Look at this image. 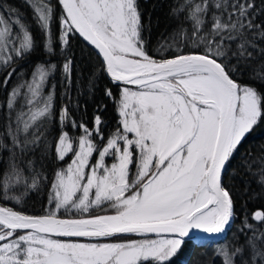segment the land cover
Here are the masks:
<instances>
[{
    "label": "snow or ice",
    "instance_id": "1",
    "mask_svg": "<svg viewBox=\"0 0 264 264\" xmlns=\"http://www.w3.org/2000/svg\"><path fill=\"white\" fill-rule=\"evenodd\" d=\"M25 2L49 59L37 62L31 78L7 91L0 105V264H170L191 230L228 231L237 212L224 171L264 123V0H182L172 12L183 19L171 42L161 44L176 51L160 59L146 47L139 0ZM73 34L124 85L118 100L105 90L119 117L107 135L100 115L89 127L67 105L56 112L54 93L45 94L56 71L71 88ZM36 48L30 26L0 0L5 89ZM58 53L60 64L51 60ZM22 89L27 110L17 111ZM37 150L51 152L58 166L45 214L30 215L16 205L48 179L32 158ZM256 162V182L264 188V147L245 162L248 174L255 176ZM251 218L264 224V210ZM215 254L221 264H264V230L245 215L235 239Z\"/></svg>",
    "mask_w": 264,
    "mask_h": 264
},
{
    "label": "trees",
    "instance_id": "2",
    "mask_svg": "<svg viewBox=\"0 0 264 264\" xmlns=\"http://www.w3.org/2000/svg\"><path fill=\"white\" fill-rule=\"evenodd\" d=\"M256 2L258 5L260 4V0H256ZM17 3L18 0H12L13 5ZM180 3H182V0H139L140 10L143 14L145 44L149 53L157 59L170 57L176 51L175 48L171 50L166 47L162 48L161 44L165 40H168L169 43L171 42L169 39L171 34L183 19L182 16L174 15L172 12V9L179 6ZM260 19L264 20V16L260 17ZM68 54L74 58L73 82L70 89L66 88L61 73L59 74L56 71L55 78L52 80L57 77L61 79L55 81V83L57 82V92L53 91L55 111L56 107L60 109L67 105L75 118L78 121L83 120L89 127L92 126L94 115L98 114L104 121V132L107 135L108 132L115 129L119 117L116 102L105 94V90L111 89L113 96L118 100L120 95L119 85H114L109 81L103 71V65L98 55L75 34L72 36L71 48ZM61 58H64L63 54ZM28 59L32 60V56ZM28 59L20 61L17 65L19 71L12 78L10 82L12 86L10 87L19 84L21 70L27 67ZM60 63L61 61L59 60L58 64ZM242 79L247 83H255L250 81L247 76ZM89 81H91V84ZM7 90L4 88V96ZM53 126L55 128L54 123L47 125L48 130L51 128L52 136L55 135ZM52 136L49 137V142H51ZM261 147H264V123H260L252 130L239 147V150L234 154L231 162L226 166L224 183L230 187L235 197L237 217L229 230L225 232L224 237L211 245H194L189 241H184L176 255L171 258L170 264H193L194 261H199V264H221V260L216 256L215 250L220 246L231 243L235 239L245 215L248 216L249 223H252L260 230H264V224L251 218V213L256 210H264V188H261L256 182L259 179L260 164L259 162L252 164L251 172L255 173V176L248 174L247 165L241 166L242 164H247L245 161L252 163V159L259 156ZM45 157L47 158L45 159ZM32 158L39 160L40 164L43 165L42 175L47 176L48 179L43 181L44 189L42 191H47L48 181L55 166L52 153L37 150ZM24 191L23 187H21V192L14 194L20 195ZM37 194L36 192L26 193L23 203L16 205V209L27 214H45L42 197L43 194L46 196V193L41 196L40 194L37 196Z\"/></svg>",
    "mask_w": 264,
    "mask_h": 264
},
{
    "label": "rangeland",
    "instance_id": "3",
    "mask_svg": "<svg viewBox=\"0 0 264 264\" xmlns=\"http://www.w3.org/2000/svg\"><path fill=\"white\" fill-rule=\"evenodd\" d=\"M7 3H9L10 5H12L13 7H15L17 10H18V13L21 17L24 18L25 22L30 26L31 28V34L34 36L35 38V43L37 44V48L36 50L33 52V54L31 55L32 56V60L31 59H28L29 61L27 62L26 64V68H22V70H24V72H22L21 70V78H20V82L19 84L23 83L24 81L26 80H29L31 78V71L33 70V67L34 65L37 63V62H44L46 60L49 59V57L43 52L42 48L39 46L43 40V35L41 33V31L37 28V26L35 25V23L33 22V10L32 8L25 2V0H18V3L17 4H12V0H6ZM5 15H7V13H5ZM58 30V24L54 25V31ZM77 36V35H76ZM79 38V37H78ZM84 43V42H83ZM85 44V43H84ZM86 45V44H85ZM88 46V45H87ZM89 47V46H88ZM93 50V49H92ZM94 51V50H93ZM95 52V51H94ZM96 53V52H95ZM97 54V53H96ZM62 57V53H58L57 56L55 57H52L51 60L53 62H56L58 64L59 60L61 61V63L63 62V59L61 58ZM99 57V56H98ZM19 71V70H18ZM59 74H60V71H58ZM56 72H54L52 74V76L50 77V81L48 84L45 85V94H47V92L51 91L53 92L55 90V93L57 92V89H56V85H57V82L55 83V81L58 79V77L55 79V80H52L55 75ZM105 73V72H104ZM62 76V74H61ZM61 78H59L58 80H60ZM114 84V83H112ZM114 85H118V84H114ZM12 83L8 85V91L11 90L12 87ZM17 86V85H16ZM122 87H124L123 85H119V89H120V94H121V89ZM129 87L131 90L135 91L137 90L136 89V86H127ZM22 91V95L20 97H18V105H17V111H21V110H24L26 111V104H25V98H24V95H23V92H24V89L21 90ZM4 87L2 84H0V105L3 104V100H4ZM120 97V95H119ZM119 99V98H118ZM54 102H55V99H54ZM54 110H55V107H54ZM58 108L56 107V112H58ZM49 125V124H48ZM48 128V127H47ZM54 128V126H53ZM55 129V128H54ZM51 130V128L49 129V131ZM55 133V131H54ZM78 135V133H76ZM108 134V133H107ZM55 163V166H54V170L56 169V167L58 166L57 165V162L53 161ZM112 161L111 159L109 158L108 160V163L110 164ZM246 162V161H245ZM245 166L247 164H244ZM247 167V166H246ZM248 168V167H247ZM254 168V167H253ZM52 170V173H51V178H52V174H53V171ZM134 170V169H133ZM50 178V179H51ZM44 181V180H43ZM47 184V183H46ZM46 186V185H45ZM44 189V185H43V182L40 184V187H39V190L38 191H28V192H36L38 193L37 196H40L43 194V193H46V196L43 194V197L42 199L44 200L43 202V208H44V211L48 208V201H47V191H42ZM27 192V193H28ZM25 199V198H24ZM95 214V213H94ZM30 215H33V214H30ZM39 215V214H38ZM40 215H43V214H40ZM61 215H64L63 213H61ZM225 234V232H224ZM167 236H161L159 238H165ZM224 237L221 236V238ZM220 238V239H221ZM115 240L117 239H112V240H105V241H102V242H115ZM81 242H87L85 240H81Z\"/></svg>",
    "mask_w": 264,
    "mask_h": 264
},
{
    "label": "water",
    "instance_id": "4",
    "mask_svg": "<svg viewBox=\"0 0 264 264\" xmlns=\"http://www.w3.org/2000/svg\"><path fill=\"white\" fill-rule=\"evenodd\" d=\"M75 35H77V37H79V35L78 34H75ZM79 39L82 41V42H84L86 45H88L87 44V42H85L81 37H79ZM91 49H93L96 53H97V51L92 47V46H90V45H88ZM98 55V54H97ZM99 56V55H98ZM99 58H100V60H101V62H102V64H103V61H102V58L99 56ZM105 72V71H104ZM105 74H107L106 72H105ZM107 76H108V79L112 82V83H114V84H118V85H123L121 82H113L112 81V79L110 78V76L107 74ZM124 86V85H123ZM127 86H134V85H127ZM170 234H162V236H169ZM224 235V233L223 234H207V233H204V232H202V231H200V230H191L190 231V234H189V236L188 237H186V238H184V241H192V242H199V243H201L202 242V240H200V238H205V239H207L208 241L209 240H216V239H219V237L221 238V236H223ZM191 238H193V240H190ZM199 239V240H198Z\"/></svg>",
    "mask_w": 264,
    "mask_h": 264
},
{
    "label": "bare ground",
    "instance_id": "5",
    "mask_svg": "<svg viewBox=\"0 0 264 264\" xmlns=\"http://www.w3.org/2000/svg\"><path fill=\"white\" fill-rule=\"evenodd\" d=\"M57 11H59V9L57 8ZM100 59V58H99ZM103 65V64H102ZM106 75V77L108 78V76H107V74H105ZM110 81V80H109ZM111 82V81H110ZM112 83V82H111ZM5 90H7V89H5ZM8 91V90H7ZM190 240H193V238H191ZM199 240V239H198ZM200 240H202V242L201 243H199V242H192V241H189V242H191L192 244H194V245H211V244H214V243H216L218 240H220V237H219V239H216V240H207V239H205V238H200Z\"/></svg>",
    "mask_w": 264,
    "mask_h": 264
}]
</instances>
